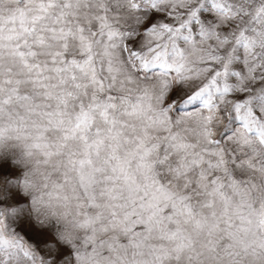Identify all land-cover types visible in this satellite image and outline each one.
I'll return each instance as SVG.
<instances>
[{
	"label": "snow or ice",
	"instance_id": "obj_1",
	"mask_svg": "<svg viewBox=\"0 0 264 264\" xmlns=\"http://www.w3.org/2000/svg\"><path fill=\"white\" fill-rule=\"evenodd\" d=\"M0 264H264V0H0Z\"/></svg>",
	"mask_w": 264,
	"mask_h": 264
}]
</instances>
